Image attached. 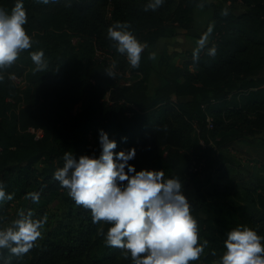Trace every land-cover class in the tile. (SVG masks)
<instances>
[{
  "label": "trees",
  "instance_id": "trees-1",
  "mask_svg": "<svg viewBox=\"0 0 264 264\" xmlns=\"http://www.w3.org/2000/svg\"><path fill=\"white\" fill-rule=\"evenodd\" d=\"M147 2L24 0L35 42L29 51L43 50L48 67L36 71L25 51L0 70V183L14 197L0 201V228L21 210L48 219L33 249L24 256L0 249V264H133L125 250L106 245L99 233L108 225L93 223L53 179L65 152L99 155L100 129L117 141L116 151L136 148L130 163L137 171L181 179L207 241L199 264H219L226 235L237 226L264 235V0H165L145 12ZM14 4L0 0V9ZM196 10H211L213 27L199 59L158 52L173 29L190 28ZM117 21L147 45L138 69L107 39ZM213 46L216 55L209 56ZM154 75L161 84L149 92ZM242 156L252 164H241ZM32 192L40 194L38 203ZM56 201L60 207L52 210Z\"/></svg>",
  "mask_w": 264,
  "mask_h": 264
},
{
  "label": "clouds",
  "instance_id": "clouds-1",
  "mask_svg": "<svg viewBox=\"0 0 264 264\" xmlns=\"http://www.w3.org/2000/svg\"><path fill=\"white\" fill-rule=\"evenodd\" d=\"M47 4L49 0H40ZM165 0H148L144 11H156ZM204 7L203 4L200 5ZM221 14L227 16L228 9ZM29 23L24 0H15L10 11L0 9V70L16 62L28 51L36 71L47 67L43 50L29 51L34 46L28 34ZM127 22L117 21L107 29V39L115 43L116 51L126 56L128 65L138 69L142 53L147 48ZM213 27L197 41L193 60L209 43ZM209 56L216 48L208 49ZM156 58V53L149 55ZM115 78V73L107 71ZM4 77L0 75V82ZM99 155H81L65 152L63 166L53 173V179L67 191L77 206L91 212L92 222L108 225L103 236L107 246L125 250L133 264H196L205 251L207 241L201 242L197 220L191 213L189 199L180 178H166L163 170L140 169L130 161L136 157V148L116 151L118 144L103 129L99 130ZM38 203L40 194H28ZM0 183V201L13 199ZM34 211L21 210L10 226L0 228V249H8L24 256L42 238L47 216L34 219ZM219 264H264V235L247 226H237L226 235L224 251Z\"/></svg>",
  "mask_w": 264,
  "mask_h": 264
},
{
  "label": "rangeland",
  "instance_id": "rangeland-1",
  "mask_svg": "<svg viewBox=\"0 0 264 264\" xmlns=\"http://www.w3.org/2000/svg\"><path fill=\"white\" fill-rule=\"evenodd\" d=\"M213 0H210L212 2ZM212 15V11H201V10H196L194 14V19L193 22L190 25V28L187 30H183L180 28H175L173 29V38H169V40H166V42L160 41V45H158V52H162L164 49L167 50L171 54H177L179 56L182 55H189L190 53L193 52V49L196 46L197 41L202 37V35L207 31L208 27L210 26L209 19ZM98 58H101L103 55L101 51L98 52L97 54ZM14 82L17 83L18 79H13ZM161 80L157 75H154L153 78L151 79V82L149 84V92H152L153 88L160 85ZM238 161L246 165L249 160L242 156L238 158ZM251 165L252 163L249 162ZM64 193L66 196L67 191L64 189ZM60 207V204L58 201L54 202L50 208L52 210H55ZM196 264H199V261L196 262Z\"/></svg>",
  "mask_w": 264,
  "mask_h": 264
},
{
  "label": "built area",
  "instance_id": "built-area-1",
  "mask_svg": "<svg viewBox=\"0 0 264 264\" xmlns=\"http://www.w3.org/2000/svg\"><path fill=\"white\" fill-rule=\"evenodd\" d=\"M108 19H110V16L108 15ZM213 43H216V39L213 41ZM15 79V78H14ZM17 84H20V80H17ZM206 126L209 130L213 129V121L210 117L206 118ZM193 127L195 129V131H197V126L195 123H193ZM29 133L34 134L36 139H39L42 137V132L41 130H33V129H29L28 130ZM201 145H203V143L201 142ZM194 171H197V169H194Z\"/></svg>",
  "mask_w": 264,
  "mask_h": 264
},
{
  "label": "crops",
  "instance_id": "crops-1",
  "mask_svg": "<svg viewBox=\"0 0 264 264\" xmlns=\"http://www.w3.org/2000/svg\"><path fill=\"white\" fill-rule=\"evenodd\" d=\"M172 39H173V38H171V40H172ZM166 40H169V39H164V40H162V42H164V41L166 42Z\"/></svg>",
  "mask_w": 264,
  "mask_h": 264
}]
</instances>
